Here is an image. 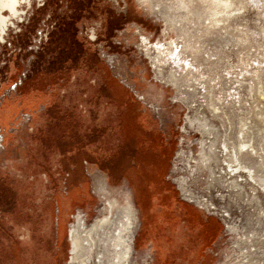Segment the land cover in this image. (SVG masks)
Instances as JSON below:
<instances>
[{
	"label": "rangeland",
	"instance_id": "obj_1",
	"mask_svg": "<svg viewBox=\"0 0 264 264\" xmlns=\"http://www.w3.org/2000/svg\"><path fill=\"white\" fill-rule=\"evenodd\" d=\"M17 9L0 32V264H70L75 216L108 211L109 264L133 232L129 264H264V0ZM241 141L252 177L227 167Z\"/></svg>",
	"mask_w": 264,
	"mask_h": 264
},
{
	"label": "bare ground",
	"instance_id": "obj_2",
	"mask_svg": "<svg viewBox=\"0 0 264 264\" xmlns=\"http://www.w3.org/2000/svg\"><path fill=\"white\" fill-rule=\"evenodd\" d=\"M19 1H21V0H0V32L3 31V28L6 25V21L8 19L7 16L2 15V11L8 10L10 13H12V15H17L18 11H17L16 6L18 5ZM140 1L148 3V0H140ZM218 5H220V3H218L217 6ZM167 20H168V18H167ZM140 38L142 41L141 45H145L147 43V41H146L147 37L141 36ZM154 47L156 49V54L155 55L153 54L154 56H151L150 61H152L153 65L154 64L158 65V64H160V61L162 59L160 57L161 56L160 55L161 54V50H160L161 48H159L158 44H157V46H154ZM147 52H148V50H147ZM158 69H159L158 71L161 70L160 68H158ZM167 78H169V77H167ZM170 80L172 83H175V80L173 81V79H171V77H170ZM196 119H197V121H199L198 123H200L206 131H208L209 133H211L213 131V128L210 127V124L208 123V121L206 120L205 117H203V118L198 117ZM212 145H213V143L208 144L206 140H203V142H201V144L199 146V148H200L199 153H198L199 158L197 160V162L201 166H206V163L208 161H210V159H211V155L214 156V149H213ZM221 147H223L225 150L223 152L227 151V154H228L227 156L229 157V161L232 162V163H229L227 166L230 170V174L231 173H237V172H244V173L247 172L248 175L252 177L250 169L246 165L242 164V162L240 161V158H239V154H238V153H242L244 151H251L253 149V147H251L247 141L239 142L238 147L237 148L233 147L232 150H230V151H229V148L227 147V145H225L224 143ZM219 150H220V148H219ZM221 159H223V157ZM106 204H107V202H106ZM130 208L131 207L129 205L124 207V210L126 211L127 221H128L126 223H128L129 225L131 224V229H134V231H135V229H137L136 225H137V219L138 218H137L136 214L134 213V211H132ZM104 212H107V211H104ZM109 216L110 215H109V211H108L103 216L94 219L92 221V223H88V224H86L84 222V220L82 219V217L79 214L75 216L74 221L69 226L68 234H67V237H68L67 240H68L69 245H70V249H69V263L70 264H93V263L109 264V248H108L109 247V226H108ZM124 228H126V227L124 226V223H123V224H121L119 232L121 230H123ZM131 229H130V231L132 232ZM99 231H101V232H99ZM133 234H134V232H133ZM133 234H132V239H127V240H124L125 238L121 239L119 237V234H118V236L114 237L113 242L115 243V245L113 246V244H112V246H113L112 247L113 257L110 260V262L112 264H129V262L131 261V258H132V246H131V244L134 240ZM244 244H245V242H244ZM248 246H249V244H248ZM243 247H244V245H243ZM245 247H246V245H245ZM246 256H248V255L246 254ZM245 258H248V257H245ZM246 262H248V261H246ZM243 263H245V262H243ZM251 263L253 264L252 261H251Z\"/></svg>",
	"mask_w": 264,
	"mask_h": 264
},
{
	"label": "flooded vegetation",
	"instance_id": "obj_3",
	"mask_svg": "<svg viewBox=\"0 0 264 264\" xmlns=\"http://www.w3.org/2000/svg\"><path fill=\"white\" fill-rule=\"evenodd\" d=\"M16 8H17V6H16ZM3 11H4V10H3ZM3 11H2V12H3ZM7 11H8V10H7ZM17 11H18V9H17ZM8 12H9V11H8ZM9 14H11L10 16H13L12 13L9 12ZM2 15L5 16L4 13H2ZM14 16H16V15H14ZM7 17H8V16H7ZM7 20H8V19H7ZM6 22H7V21H6ZM3 30H4V28H3ZM167 194H168V192L164 191V192H162V194L160 195V197H161L162 199H167V197H168ZM178 200H179V199H178ZM179 201H180V200H179ZM144 204H145V202H144V203L142 202V204H141V211H142V212H144V208H145ZM187 209H188L187 211H189L190 213H191V211L193 210L192 206H190V205H189V206L187 205ZM190 213H189V214H190ZM201 221H203V223L207 226V225L210 223V218H206V219L201 218Z\"/></svg>",
	"mask_w": 264,
	"mask_h": 264
},
{
	"label": "water",
	"instance_id": "obj_4",
	"mask_svg": "<svg viewBox=\"0 0 264 264\" xmlns=\"http://www.w3.org/2000/svg\"><path fill=\"white\" fill-rule=\"evenodd\" d=\"M176 188L178 189V187L176 186ZM180 197H182L183 199H185L183 196H180ZM187 200V199H186ZM187 201H190V200H187ZM191 202V201H190Z\"/></svg>",
	"mask_w": 264,
	"mask_h": 264
}]
</instances>
